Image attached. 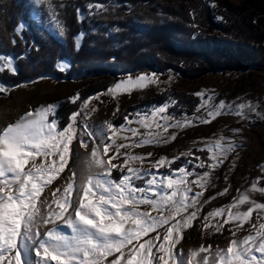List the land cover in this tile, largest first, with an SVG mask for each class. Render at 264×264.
Wrapping results in <instances>:
<instances>
[{"label": "snow or ice", "instance_id": "6c2138e0", "mask_svg": "<svg viewBox=\"0 0 264 264\" xmlns=\"http://www.w3.org/2000/svg\"><path fill=\"white\" fill-rule=\"evenodd\" d=\"M34 3L46 4L53 18L56 16L51 0H34ZM90 7L100 9L103 6ZM80 15L83 19V14ZM55 26L59 34L64 35L66 30L61 22L55 20ZM24 27L21 23L16 31L21 33ZM82 38L83 34L75 38L77 49ZM59 67L63 71L66 65L61 63ZM5 70L13 74L18 72L15 58L0 53V72ZM157 76L154 73L151 77H128L108 92L115 95L133 87L143 88L146 83H157ZM6 91L0 84V92ZM198 95L204 96L203 93ZM79 99V95L73 96L70 102L75 104ZM91 99L81 101L80 110L74 111L70 121L63 126L58 117L60 105L51 104L0 128V264H264V223H259L258 227L252 224L254 234L241 240L231 239L226 248L200 246L187 253L177 248L184 239V232L193 226L203 205L209 202L201 198L212 183V170L220 167L228 155L237 150L233 141H226L221 136L208 146L207 162L195 157L199 161L195 168L207 169L203 173L185 166L167 174L159 173L161 167L171 169L179 156L172 160L161 157L146 169L143 167L144 155H133L130 151L121 153L120 149L160 146L162 142L175 140L176 135L171 134L161 141L156 138L160 135L158 132L144 135L130 125L136 123L146 129L163 128L168 132L170 127L192 126L195 118L176 120L171 115H164L169 107L165 103L151 110L152 119L149 114L135 113L136 118L126 116L123 125L105 122L94 127L87 123L91 114L87 105ZM207 103V100L203 101L197 111L205 108ZM245 109L264 115L251 103L233 108L221 101L206 108V118H200L199 122L210 123L224 111L246 119ZM49 116L53 119L49 120ZM78 117H81L80 121ZM156 117L164 123L160 124ZM169 120L173 123L169 124ZM124 132L131 136L122 135ZM137 135H141V139L131 144L117 143V139L128 141ZM85 136L89 140H85ZM74 141H79L85 149L90 141L94 143L86 166L78 179L76 171L69 169L70 175L63 185L51 189L72 158ZM109 150L113 155L105 159ZM151 155L147 153V156ZM181 155L191 157L193 153ZM119 157L122 161L113 164ZM130 161L139 162L141 166H129ZM113 169H118L122 175L113 178ZM190 176L194 179L189 180ZM194 186L200 191H195ZM46 190H49L48 196H45ZM252 190L264 193V189L256 187V182ZM226 193L227 189L218 195ZM245 203L250 207L240 211V205ZM257 209L264 212V203L250 200L247 193L239 194L231 204L207 213L203 217V227L219 233L225 224L236 223L238 230ZM44 228L47 231H41ZM63 229L70 230V234ZM232 235L235 237L236 231H232ZM109 257L114 258L109 260Z\"/></svg>", "mask_w": 264, "mask_h": 264}, {"label": "rangeland", "instance_id": "374dc122", "mask_svg": "<svg viewBox=\"0 0 264 264\" xmlns=\"http://www.w3.org/2000/svg\"><path fill=\"white\" fill-rule=\"evenodd\" d=\"M229 1L235 5H241L246 2V0ZM30 2L32 4V20L37 24L38 28L45 31L59 43L64 44L66 42V31L64 35H60L59 30L55 26V20L61 22L56 8L54 7L56 16L53 18L52 12L46 4L36 5L34 0ZM96 4H100L103 7L100 9L90 7ZM212 5H215V3L212 2ZM118 6L127 8L125 11L127 13L131 12L132 6L129 3L119 5V3L111 1L109 4H104L101 0L86 2V13H82L83 20L85 19L91 25L92 19L102 16ZM92 28L96 33L97 28H94V26ZM84 35L85 33H83ZM61 63L66 65L63 71H68L70 68L69 62L61 61ZM58 70H60V67H58ZM154 73L158 74L156 77L157 83L149 82L143 88L133 87L130 91L122 92L121 94L113 95L108 92V89L115 86L118 82L126 81L128 77H132L133 79H136L140 75L151 77ZM189 74L193 75L194 73L190 72ZM103 76L105 74L92 75L81 73L77 77L66 76L59 78L47 74L5 87L7 91L0 92V128L18 121L30 111H35L51 104L61 105L64 102L67 104V110L70 111L68 116V120L70 121V115L74 111L80 110L81 101L88 98L92 99L87 105V109L91 113L87 119V123L94 127H99L105 122H111L116 126L123 125L126 123L125 117L135 119V113H141L142 115L149 114V118L152 119L150 117L151 110L154 107L168 103L169 107L167 113L164 115H171L176 120L195 118L192 119V126H186L182 129L170 127L168 132H164L163 128L157 129L152 127L146 129L133 123L130 127L138 128L141 134L147 135L149 132H158L160 135L156 138L161 139V141L163 138L175 134L176 139L166 144L162 142L160 146L146 145L131 149L122 148L120 149L121 153L130 151L133 155H144L146 158L143 167L146 169L149 168L151 162L157 161L161 157H167L169 160H172L179 156V159H176L171 164V169L161 167L158 169V172L167 174L170 170H176L173 169L172 165L180 162L183 158H187L185 162L180 163L178 168L185 166L191 171L203 173L207 169L195 168V164L199 162L195 157L199 156L207 162V157L210 155L207 149L210 144L223 136L226 138V141L231 140L237 146V150L230 153L220 167L212 170L210 177L212 183L209 184L207 191L204 192L201 198L209 202L203 205L200 216L193 222V226L184 232V239L177 248L184 249L185 253L189 249L200 246L207 247L208 245H211L213 249L216 247L226 248L231 239L241 240L247 235L254 234L252 224H256L258 227L259 223H264V219H261L264 212L259 209L253 211L249 221L244 223L238 230L236 223H228L224 225L222 232L219 233L215 232L212 228L204 229L203 217L215 209L231 204L234 199L238 198L239 194L243 193H247L252 201L264 203V193L252 190L254 182H256L258 189H264V115H257L255 112L245 109L246 119H242L235 114H230L228 111H224L223 114L212 119L210 123H200L199 119L206 118V108L216 105L221 101L226 102L233 108L239 104L251 103L258 107L259 113L264 114V66L208 72L192 77L171 68L162 71L156 69L140 71L135 74L119 73L116 79L105 89L91 92V95H87V92L85 96L81 95L82 91H87L94 83L101 82ZM199 93L204 94L203 98L198 95ZM160 94L164 95V102L143 105V103L155 95ZM175 94H178L186 104L179 102L174 96ZM77 95H79L80 99L75 104L71 103L70 98ZM209 97L211 100H208ZM205 100L208 101L205 108L197 111L198 105ZM190 104L191 106L194 104V107L192 108V112H187L189 110L188 105ZM92 109H95V111H91ZM127 110L129 111L127 112ZM51 119L53 117L49 116V120ZM80 119L81 117L77 118L78 121ZM155 119L160 124L164 123L159 117ZM168 123L171 124L173 121L169 120ZM235 130H239V132L237 133ZM122 135L131 136L127 132L122 133ZM84 139L89 140V137L85 136ZM139 139H141V135L131 137L128 141L117 139V143L131 144L132 141ZM71 147L74 150L72 158L69 160L68 166L60 178L51 185V189L63 185L65 179L70 175L69 169L76 171L77 179L79 178L81 170L86 166V158L89 157L94 143L90 141L88 148L85 149L80 146L79 141H74ZM200 149H204V151H200ZM185 152H192L193 155L191 157L181 155ZM147 153H152V155L149 157ZM112 155L113 151L109 150L105 159L110 158ZM189 159L192 160L191 164L188 163ZM121 161L122 157H119L113 161V164ZM129 166L140 167L141 165L139 162L130 161ZM152 171L156 172L157 169H152ZM121 175L122 173L118 169H113V178H116V176L118 178ZM192 179L194 177L190 176L189 180ZM225 189H227L226 194L218 195V193L223 192ZM194 190L200 191L195 186ZM48 194L49 190H46L45 196H48ZM73 197H75V194H73ZM211 197H215V199H211ZM43 198L41 197V199ZM249 207L248 203L240 205V211H246ZM219 219L217 218V220ZM212 222L215 223L216 221ZM63 230L70 234V230ZM41 231H47V228L41 229ZM232 231H236L235 237H233ZM150 235H155V233H151ZM147 238L145 237L144 239ZM113 258L109 257L108 259L111 260Z\"/></svg>", "mask_w": 264, "mask_h": 264}, {"label": "trees", "instance_id": "16d2710c", "mask_svg": "<svg viewBox=\"0 0 264 264\" xmlns=\"http://www.w3.org/2000/svg\"><path fill=\"white\" fill-rule=\"evenodd\" d=\"M30 1L0 0V53L14 57L18 68L16 74L0 72L4 87L47 74L59 78L105 74L101 82L81 92L85 96L108 87L119 73L171 68L192 77L264 66V0L241 5L229 0H101L129 3L131 12L118 6L92 19L91 25L80 14L93 0H51L66 29L64 44L38 28ZM21 23L25 27L18 33ZM83 33L77 49L75 38ZM61 61L69 62L68 71L58 70ZM174 96L186 104L178 94ZM164 100V95H155L143 105ZM188 106L187 112H192L194 104ZM69 112L62 103L61 126L69 122ZM186 160L173 164V169Z\"/></svg>", "mask_w": 264, "mask_h": 264}]
</instances>
